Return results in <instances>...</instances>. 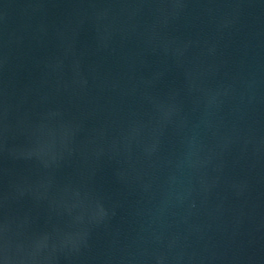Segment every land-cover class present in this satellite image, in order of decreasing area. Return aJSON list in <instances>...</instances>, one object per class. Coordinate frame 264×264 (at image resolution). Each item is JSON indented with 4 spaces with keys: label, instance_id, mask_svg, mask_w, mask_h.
Segmentation results:
<instances>
[{
    "label": "water",
    "instance_id": "95a60500",
    "mask_svg": "<svg viewBox=\"0 0 264 264\" xmlns=\"http://www.w3.org/2000/svg\"><path fill=\"white\" fill-rule=\"evenodd\" d=\"M0 264H264V0H0Z\"/></svg>",
    "mask_w": 264,
    "mask_h": 264
}]
</instances>
